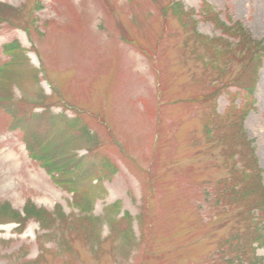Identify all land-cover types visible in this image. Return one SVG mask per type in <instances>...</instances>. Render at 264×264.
Returning a JSON list of instances; mask_svg holds the SVG:
<instances>
[{
  "label": "rangeland",
  "instance_id": "rangeland-1",
  "mask_svg": "<svg viewBox=\"0 0 264 264\" xmlns=\"http://www.w3.org/2000/svg\"><path fill=\"white\" fill-rule=\"evenodd\" d=\"M0 96V264H264V0H0Z\"/></svg>",
  "mask_w": 264,
  "mask_h": 264
},
{
  "label": "trees",
  "instance_id": "trees-1",
  "mask_svg": "<svg viewBox=\"0 0 264 264\" xmlns=\"http://www.w3.org/2000/svg\"><path fill=\"white\" fill-rule=\"evenodd\" d=\"M229 30H231V29L229 28ZM234 30H239V33L238 34H240V35L242 34L240 32V31H242V28H240V29L239 28H235ZM262 57H263L262 52H260V50H258V48L255 49L253 51L252 63L251 64L249 63V65L246 64L245 67H244V70L250 73V70H247V67L250 66V69L252 70L253 75H254L253 76V80H252L253 83L256 80H258V74H259L258 72H259V69L261 68V65H262ZM248 69H249V67H248ZM255 85L256 84H254L253 89L251 90L252 92H253V90L255 88ZM4 98H6V97L0 96V104H7V103H11L12 102V98H6V99H4ZM10 111H11V113H13V116L14 117L17 116V113L18 112H17L16 108L12 107V108H10ZM29 117H31V116L28 115V114H22V117H21L22 120L21 121L26 120ZM16 120L19 121L18 118ZM42 140L44 142H46V144L44 143V146L49 147V150H47V153L49 154V156L51 157L52 156V153L55 154V156L56 155L58 156V157L52 158L54 164L57 165L58 162H59V159L62 158L61 155H59V154L60 153H65V156H66V150H65V148L63 147L64 148V151L63 150H59L58 145H55L56 143L47 140L45 137L42 138ZM29 145H28V147L31 150H33V148L35 149V144L34 145L29 144ZM41 147H42V145L40 146V148ZM66 147H68V146L66 145ZM45 151H46V148H45ZM68 160L77 161V162L79 161L75 156H73V155L68 156L67 155L66 160H64V162H66V164L64 165V167H68V165H69V162L67 163ZM254 163H257L256 157H255V162ZM255 169L258 170L257 167H255ZM65 174L71 176L70 173H67L66 172ZM257 174H258L259 179H260L259 184L264 189V187L262 186V183H261V175H260L259 170L257 171ZM255 208L258 209L256 211H257V214L259 216V220L255 221V224H263L264 223V215H263V213L261 211H264V204L262 206H260V207H255ZM252 228L253 229H256L257 231H256V233H255V231L252 232L251 235H255V236H253L252 239H250L251 235L248 234L249 237H247V240L244 243L245 244L244 247H246V250H248L252 245H254V243H259V244L264 243V232L261 231L260 227L257 228L256 226L255 227L252 226ZM255 261H256V259H255ZM257 263L258 262L256 261V264ZM252 264H254L253 260H252Z\"/></svg>",
  "mask_w": 264,
  "mask_h": 264
},
{
  "label": "bare ground",
  "instance_id": "bare-ground-1",
  "mask_svg": "<svg viewBox=\"0 0 264 264\" xmlns=\"http://www.w3.org/2000/svg\"><path fill=\"white\" fill-rule=\"evenodd\" d=\"M9 161H2L1 160V163L0 164H2L1 165V167H2V169L0 170V171H2L3 169H4V167H5V165H9ZM10 169V168H9ZM6 171V175H13L17 170H16V168L15 167H11V169L8 171V170H5ZM11 178V177H10Z\"/></svg>",
  "mask_w": 264,
  "mask_h": 264
}]
</instances>
